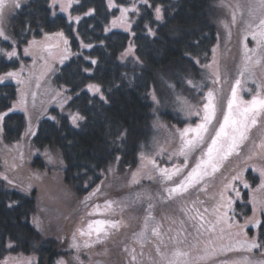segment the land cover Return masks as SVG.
I'll return each instance as SVG.
<instances>
[{
	"label": "snow or ice",
	"instance_id": "snow-or-ice-1",
	"mask_svg": "<svg viewBox=\"0 0 264 264\" xmlns=\"http://www.w3.org/2000/svg\"><path fill=\"white\" fill-rule=\"evenodd\" d=\"M46 3L47 11L53 21L57 17V7L60 12H68L73 3L79 5L78 8L74 9L77 13L76 15L68 12L65 23V27L70 29L75 34V38L79 40V50L76 53H71L69 39L63 29L53 34L62 39L65 48L66 54L61 57L60 63L64 64L70 55H75L76 60L73 61L75 67L69 70V75L74 78L72 86L63 87L57 93V96L62 98V103L58 105L60 111L55 115H47V119L51 120L58 129H63L65 122L72 128H80L87 122L86 112L88 110L111 103L112 87L105 88L102 78L97 75L98 72L103 70L102 58L104 56L111 58L112 55L111 52L107 51L109 48L107 43L108 33L112 28L119 26L128 34L127 45L125 46L121 43L120 47L123 51L116 57L120 64L127 66L131 61L134 67L136 65L142 66L144 61L140 56L136 55L138 49L137 40H146L149 37L156 38L158 36L160 25L166 23V16L170 6H165L163 0H159V2L158 0H130V2L129 0H101L100 6H97L94 0H86V2H82V0H46ZM25 6L26 4L22 0H0V40L4 42L0 46V65L5 67L10 65L15 68L16 61L22 59L19 51L20 44L24 42L29 32L34 31L32 22L29 20L21 26L20 33L13 32L9 34L7 32L5 26L7 13L22 9ZM101 7L103 8V13L101 12ZM247 8L249 13V21L246 25L247 32L252 36L253 40L257 41V47L264 51V0H259L258 3L256 0H250ZM116 10L119 11V16L116 15ZM109 15L113 19L110 22V26L105 24L103 28L104 37H96L94 41L93 37L89 35V30L91 33H95L97 25L88 24L86 18L96 20L102 17L103 20H106ZM140 21L144 22L141 29L142 35L135 30V28L140 26ZM233 23H235L234 14ZM84 25H86V28L81 31ZM36 26L43 30L44 25L40 21H37ZM13 35L17 38L13 39ZM45 36L47 37L48 33H45ZM246 38L245 36L244 39ZM37 43L35 39L28 41L27 46L23 49V56L32 55V50ZM199 43L200 39H196L195 45H199ZM241 43L245 51L241 53L243 67L240 71V77H244L246 74L254 76L251 66L261 63L260 60H254L257 55V49H248L247 44L243 43V40ZM98 49L105 50L103 56L93 54ZM215 51L216 49L213 48L214 53ZM196 63H200L199 59L196 60ZM202 67L207 68L209 65H202ZM22 71L23 65L18 71L9 70L0 74V83L15 80L18 85L22 84L23 80L19 78ZM124 79H128L127 73L121 75L122 82ZM219 80L220 77L217 73L212 79V84L216 85ZM252 82L256 85L255 94L251 100L247 101L238 95V90L253 91L244 87L247 80L238 78L232 83L231 96L227 100V107L222 110V120L217 117V105L214 102L216 99L215 87L210 88L201 98L202 115L200 108H196L195 111L189 108V116L195 115L199 117L200 122L196 123L195 127L189 125L177 130L181 145L178 152L168 155L171 167H161L155 158L148 159L143 155H141V163L135 171L129 167V172L131 173L129 185H139L141 179L144 178L142 173H145V170L150 165L152 172L158 176L162 184L161 196L165 199H172L177 196L182 198L193 187H199L200 191L206 192V188L200 187L201 181L205 177L216 173L223 177L217 194V203L213 208L214 219L208 222L210 226L207 228V231L213 234L208 240V244L212 247L210 250L207 246L205 247L203 255L197 257L200 260L207 259L210 255L216 253L243 252L252 255H245L241 260L237 261L226 259L221 264H264V219H262L264 217V200L258 201L255 197L247 202L243 200L244 190L251 188L246 175V170L249 168L259 175L260 183L256 190L264 192V152L252 153L244 157L236 168L229 171L228 175L224 174L226 169L222 170L223 163L225 161L231 163L230 158L234 154L237 158L242 156L240 146L249 139V133L252 129L258 124H264V80L257 83L253 79ZM129 83H131L130 80ZM187 83L190 87L197 88L192 79H187ZM114 87L119 89L121 85L115 84ZM4 98H9L7 93H5ZM152 99L153 101L156 100L154 94ZM77 100L84 103L82 105L76 104ZM25 105L24 96L19 95L10 106L5 105L3 109H0V136H3L6 130V121L17 110L24 111L28 120L25 138L37 135L32 128L31 117L28 115ZM214 120L218 127L213 123ZM189 133L194 135L190 137ZM107 136L108 139L105 142L106 166L100 168V163L105 162L104 157H101V160L91 167L88 164L78 166L82 171L78 172L74 178H86L85 189L91 186L94 179H98L100 176L107 178L110 173L114 172V164L118 166L121 163L122 155L120 153L124 151L130 136V130L124 128L123 125H116L114 129L112 127L109 128ZM201 145H206V147L201 148ZM257 147L264 148V143L257 145ZM197 149L202 152V155L196 160L195 165L192 166L189 164L188 155ZM161 153H164L163 149H161ZM36 154L37 156L41 155L39 148L36 149ZM43 155L47 157L48 163H58L63 169V159H57L49 148H45ZM175 156H183V162L173 163V157ZM257 162H259V167L255 166ZM95 168H100L99 174L95 173ZM89 172H93V176H89ZM174 177H180L179 182H176ZM36 178L38 179L39 175ZM146 178L152 181L154 177L151 174H146ZM0 181L4 182L0 184V190H2L4 196H8L12 190L18 187L15 181L7 174H0ZM169 183L173 186L169 187ZM20 190L27 193V189ZM100 193V185L89 193L83 202L86 204V209L87 207H92L99 212L100 205L94 203L88 205L87 202L92 200L93 197L99 196ZM154 198L151 195L147 196L148 204L145 209V223L140 235L147 229V222L154 219L152 215L153 204L151 203ZM238 201L244 208H247L248 204L252 205L251 216L246 211L236 212L233 205L237 204ZM4 206L7 210H14L20 206V202L18 200H9ZM123 211L124 206L122 204L105 199L103 213L101 214L105 215L106 218L89 220L86 225L82 224L76 228L69 247L76 250V255L73 259L78 264H84V261L81 260V248L91 250L94 245L102 244L109 239L112 231L120 232L122 228L128 226L122 218ZM204 211L207 212L208 209L205 208ZM86 214L90 217L94 213L87 211ZM191 219L203 221L204 216L198 213L197 216H193ZM17 220H21V218L17 217ZM28 224V217L24 215L18 225L19 231L0 232V248L14 251L16 248L27 246L31 242L33 251H37L36 233L43 231V220L38 214L32 216L31 225L35 229V233L28 229ZM201 227H203V224H201ZM253 229L257 230L256 234H252ZM151 231L153 236L160 237V231L157 227H153ZM93 232H95L94 241L89 242L86 240L83 245L77 242V236L91 238ZM134 235L136 234L134 233ZM141 248H143V244H141ZM124 251L127 253L129 250L125 248ZM156 253L157 255H163L159 246L156 248ZM257 253L259 254L258 256L256 255ZM53 255L58 258L52 260L50 257L49 264H71L69 260L65 259L66 254L53 253ZM140 255H144L143 251H141ZM172 255L173 257H188L189 253L187 251H174ZM137 259L133 249L127 264H137ZM4 264H7V260L4 261ZM27 264H39V260L30 257L27 260ZM169 264H173V261L170 260Z\"/></svg>",
	"mask_w": 264,
	"mask_h": 264
},
{
	"label": "rangeland",
	"instance_id": "rangeland-1",
	"mask_svg": "<svg viewBox=\"0 0 264 264\" xmlns=\"http://www.w3.org/2000/svg\"><path fill=\"white\" fill-rule=\"evenodd\" d=\"M29 1L22 0L25 4ZM249 2L250 0H215L216 14L213 19L216 27V42L211 48L209 57L197 63L201 68L199 71L201 76L200 81L194 82L197 85L196 91L189 92L186 90L182 93L172 94L170 93L171 90H164V95L161 96L152 88L150 90L151 100L153 101V94L156 97V100L153 101L155 118L152 122L153 125L150 129L148 141L147 143H142L140 148H138L134 164L132 166H128V164L124 165L122 162L118 166L114 164V172L110 173L107 178L100 176L97 184L89 188L84 194H77L66 183L64 179L65 165L62 169L58 163L50 164L47 157L43 155L45 148H49L57 159H63L61 152L57 148L49 146L39 148L41 155L37 156L36 149L38 147L32 144V137L25 138V132L28 127L25 112L22 110L16 111L25 116L24 130L20 140L17 142H6L3 136H0V174H7L13 179L18 185L16 190L22 192L20 189H27V193H22L31 196L35 201V209L30 215V223L34 214L40 215L43 220V231L40 232L42 239H53L55 241L54 250L57 253L66 254L65 259L69 260L71 264H78L73 259L76 255V250L69 247L72 243L74 231L82 224L86 225L89 220L106 218L105 215L101 214L103 213L105 199L118 202L124 206L122 218L128 226L122 228L120 232L109 230L112 231L111 237L102 244L94 245L91 250L81 248V260L84 261V264H127L133 249L138 258L137 264H169L170 260L173 261V264H221L226 259L237 261L241 260L245 255H252L243 252L216 253L204 260L197 259L198 256L203 255L206 246L209 250L212 247L208 244V240L213 234L209 233L207 228L210 226L208 222L214 219L213 208L217 203L218 190L223 180V177L219 173L207 176L201 181L200 187L206 188V192L200 191L199 187H194L189 189L188 192L197 189V193L193 191L191 193L187 192L184 194V199L178 196L172 199L163 198L161 196L162 184L158 176L152 172L150 165L145 170V173H142L144 178L141 179L139 185H129V181L131 180L129 167L135 171L141 163V155L148 159L155 158L161 167H171L168 155L178 152L181 145L177 130L189 125L195 127V124L200 122L199 117L195 115L189 116V108L192 111L200 108L202 115L201 98L210 88L215 87L216 89V99L214 102L217 105V117L220 120L223 119L222 110L226 109L227 100L231 96V85L236 79L247 80L244 87L253 90L251 92L238 90V95L246 101L252 99L256 88V85L252 82L253 79L257 83L264 80V51L257 47V41L252 39V36L246 29L249 21L247 8ZM256 2L258 3L259 0H256ZM16 11L7 13L5 26L9 34L12 33L8 28V22ZM68 12H71V7L68 9ZM68 12H60L57 7V13L63 14L66 18ZM233 14L235 15V23H233ZM116 15L119 16L118 10ZM112 19L113 17L111 16L107 23L109 26ZM114 30L123 31L119 26L111 29V31ZM56 32H43L37 37L31 36L28 38L26 43L21 45L19 49L22 59L18 60L19 64L17 68L10 69L18 71L23 65V71L19 76L23 80V83L18 85L15 80H11V82L17 85L16 99L19 95H23L26 98L25 106L28 115L31 117L34 131H36L40 120L47 119V115H54L51 112L52 108L60 111L58 105L62 103V98L57 96V93L61 88L66 87L56 84L53 80L54 74L63 65L60 63L61 57L66 54L62 39L53 35ZM45 33H48L47 37ZM245 36L247 37L246 39H244ZM12 38L15 39L14 36ZM33 39L38 42L32 50L33 54L23 56L24 47L27 46L28 41ZM242 40L243 43L247 44L248 49H257V55L254 57V60H260L261 63L251 66L254 76L246 74L244 77H240V71L243 67L241 53L245 51L242 47ZM69 48L71 53H76L73 52L70 44ZM213 48L216 49L215 53L213 52ZM72 56L74 55H70L69 58ZM196 60L194 61L196 62ZM202 65H209V67L204 68ZM217 73L220 80L219 83L213 85L212 79ZM186 85L192 88L188 83ZM35 88H39L40 93L30 102L29 96L35 92ZM220 101L223 104L218 111ZM165 112L178 114L179 118L183 120L181 125L168 120V118H162L161 113ZM213 123L218 127L215 120ZM258 126L252 129L249 136L256 134L254 129H258ZM192 135L194 134L189 133L190 137ZM255 141V143L250 145L249 140H246L240 146L242 156L240 158L233 156L230 158L231 163L228 161L223 163V165L228 164L227 169L224 171L225 175H228L231 169L236 168L244 157L252 153L264 152V148L257 147V145L264 143V131ZM200 147L204 148L206 145H201ZM161 149L164 150V153H161ZM201 155L202 152L199 149L190 152L188 155L189 164L194 166L196 160ZM28 157L31 160L34 157H39L44 166L42 168L29 166ZM183 160V156H175L172 162L182 163ZM161 161L163 162L161 163ZM255 166L259 167V162ZM146 174L153 175V180L149 181L146 178ZM37 175H39L38 179L36 178ZM246 175L251 188L244 190V202L249 201L253 197L258 201L264 200V192L256 190L260 183L258 173L253 172L249 168L246 170ZM214 177L217 180L212 184L211 181L215 179ZM179 179L180 177H174L176 182H179ZM98 185L101 186L100 195L93 197L87 204L91 205L94 203L100 205L99 212L92 207H87L86 209V204L83 203L89 193L93 192ZM168 186L171 187L173 185L169 183ZM149 195L155 197L151 201L154 219L147 222V229L140 235L145 223V209L147 208V196ZM172 201L173 203L175 202V206L171 205ZM169 202L170 204H168ZM233 207L237 213L246 211L249 216L252 215L251 204H248L247 208H244L238 201ZM205 208L208 209L207 212L204 211ZM87 211H91L94 214L89 217L86 214ZM198 213L204 216L203 221L191 219V217L197 216ZM201 224H203V227H201ZM153 227L158 228L160 237L152 235L151 230ZM256 231V229H253L252 234H256ZM86 240L89 242L94 241L95 232H93L91 238L77 236V242L81 245ZM141 244H143V248H141ZM157 246L162 249L163 255H157ZM125 248L129 250L127 253L124 251ZM141 251L144 253L143 256L140 255ZM174 251H187L189 256L173 257L172 253ZM256 255L258 256L259 254L257 253ZM30 257L38 260V255L34 252L24 254L8 250L0 258V264H4L5 260H7V264H27V260ZM57 258L56 256L55 259Z\"/></svg>",
	"mask_w": 264,
	"mask_h": 264
},
{
	"label": "trees",
	"instance_id": "trees-1",
	"mask_svg": "<svg viewBox=\"0 0 264 264\" xmlns=\"http://www.w3.org/2000/svg\"><path fill=\"white\" fill-rule=\"evenodd\" d=\"M82 2H86V0H82ZM94 3L100 6L101 0H94ZM163 3L165 6L170 7L166 16V23L159 27L158 36L156 38L149 37L146 40H137L138 49L136 55L140 56L144 61L142 66L136 65L134 67L131 61L127 66L120 64L116 57L123 51L120 47L121 43L125 46L127 45L128 34L116 30L108 33L107 43L109 48L107 51L111 52L112 55L111 58L106 56L102 58L103 70L98 72L97 75L102 78L105 88L112 87L110 104L88 110L86 112L87 122L80 128H72L65 122V127L58 129L48 119H42L37 124L35 131L37 135L32 137V144L38 148L46 146L57 148L61 152L65 165L64 179L77 194H84L89 188L97 184L100 178L94 179L91 186L85 189L86 178H74L78 172L82 171L78 167L79 165L88 164L91 167L98 163L101 157H104L105 162L100 163V168L106 166L105 142L108 139L107 133L110 127L114 129L116 125H123L124 128L130 130V136L124 151L120 154L122 155L121 162L124 165L132 166L134 164L138 148H140L142 143H147L148 141L150 129L153 125L152 122L155 118L153 112L154 103L150 97L152 88L161 96L164 95V90H171L170 93L172 94L182 93L186 90L189 92L196 91V88H189L186 85L187 79L190 78L193 82L200 81L201 73L199 71L201 68L194 60L199 59L202 62L207 59L212 46L216 42V27L213 19L216 14L215 0H163ZM78 7V4H72L71 13L73 15L77 14L74 9ZM101 12L103 13L102 7ZM110 18L111 15L106 20H103L102 17L96 20L86 18L88 24L97 25L95 33H91L89 30V35L93 37L94 41L96 37H104L103 28ZM29 20L32 22L34 31L27 34V38L20 44V47L31 36L37 37L43 32H56L63 29L73 52L79 50V40L75 38V34L70 29L65 27L66 17L61 13H57V17L53 21L47 11L46 0H30L25 7L17 10L11 16L8 28L11 33H20L21 26ZM37 21L44 25L43 30L36 26ZM143 23V21H140V26L135 28L137 33L141 35L143 34L141 32ZM85 28L86 25L81 28V31H84ZM13 36L15 39L17 38L15 35ZM196 39H200L199 45H195ZM3 44L4 42L0 40V46ZM104 53V49H98L93 54L103 56ZM75 60L76 57L74 55L58 68L53 76L56 84L66 87L72 86L74 78L69 75V70L75 67L73 63ZM18 64V61H16L15 68H17ZM15 68L10 65L7 67L0 65V74ZM123 73L128 74V79H124L122 82L121 75ZM129 80L131 83H129ZM115 84H120L121 87L117 89L114 87ZM5 93L8 94V99L4 98ZM39 93L40 89L35 88V92L29 96V101H33ZM16 97L17 85L15 83L8 81L0 84V109H3L5 105L10 106ZM83 103L80 100L76 101V104L82 105ZM219 103L218 111L223 104L222 101ZM51 112L55 115L59 110L52 108ZM161 116L180 125L183 122L178 114L171 112L161 113ZM258 125L260 130L254 129L256 134L249 136L250 145L255 143V140L264 131V124ZM24 126L25 116L20 112L12 113L11 118L6 121L3 139L9 143L17 142L22 136ZM28 161L29 166L34 168H42L44 166L39 157H34L32 160L30 158ZM224 165L222 169H227L228 164ZM100 168H95V173L99 174ZM89 176H93V172H89ZM215 180L217 179L215 178L211 183L213 184ZM3 183V181H0V184ZM191 191L197 193V189L190 190L188 193H191ZM182 198L184 199L185 196ZM9 200H18L20 206L14 210H7L4 205ZM172 203L171 205L175 206V202ZM34 209L35 201L31 196L23 194L16 189L12 190L8 196H4L2 190H0V232L19 231L18 225L21 223L23 216L27 215L29 221ZM17 217H20L21 220H17ZM28 229L35 233L30 221ZM36 245L37 251H33L31 242L27 246L16 248L14 251L24 254L36 253L39 264H49L50 257L52 260L56 258L53 255V253H57L54 250L55 241L53 239L43 240L40 232L36 233ZM7 251L4 248H0V258Z\"/></svg>",
	"mask_w": 264,
	"mask_h": 264
}]
</instances>
